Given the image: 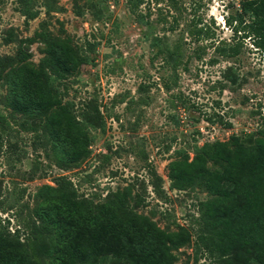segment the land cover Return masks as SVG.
<instances>
[{
  "label": "rangeland",
  "instance_id": "1",
  "mask_svg": "<svg viewBox=\"0 0 264 264\" xmlns=\"http://www.w3.org/2000/svg\"><path fill=\"white\" fill-rule=\"evenodd\" d=\"M139 10L137 18L130 0H0V224L20 229L23 244L36 234L56 247L39 214L47 192L70 183L95 209L120 194L165 235L188 234L174 264H209L194 243L201 205L213 196L202 185L172 189L168 165L234 135L255 142L264 55L229 27L238 25L239 0H144ZM53 49L76 69L56 76L45 67L61 105L33 116L18 109L24 89L14 73L39 69ZM54 112L69 115L86 158L69 163L76 136Z\"/></svg>",
  "mask_w": 264,
  "mask_h": 264
},
{
  "label": "trees",
  "instance_id": "2",
  "mask_svg": "<svg viewBox=\"0 0 264 264\" xmlns=\"http://www.w3.org/2000/svg\"><path fill=\"white\" fill-rule=\"evenodd\" d=\"M143 2L130 0L137 18L143 16L139 10ZM239 4L238 25L231 27L228 21L229 27L234 34L252 40L264 55V0H239ZM164 51L171 56L168 48ZM45 67L58 76L73 72L76 63L66 51L53 49L39 69L14 73L24 89L17 91V99L23 101L18 109L33 116L45 115L61 105L43 73ZM53 114L60 126L77 135L78 128L66 112ZM74 139V149L66 155L69 163L88 155V146L78 147V136ZM209 161L220 168H210ZM167 177L174 190L202 185L213 196L201 205L194 243L196 259L205 254L209 264H264V129L252 145H244L235 135L225 142L203 144L192 162L169 163ZM47 194L50 204L39 219L54 229L56 247L36 234L27 238L26 244L21 243L20 229L10 233L9 220L5 219L0 224V264H42L45 257L53 259L51 264H174L172 251L190 240L186 233L165 235L146 218L127 210L120 194L115 195L114 205L96 209L92 203L79 200L70 183H58ZM23 250L26 255H17Z\"/></svg>",
  "mask_w": 264,
  "mask_h": 264
}]
</instances>
